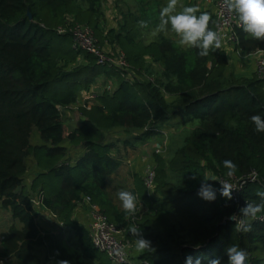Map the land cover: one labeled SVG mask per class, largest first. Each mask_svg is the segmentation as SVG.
Listing matches in <instances>:
<instances>
[{
	"label": "trees",
	"instance_id": "1",
	"mask_svg": "<svg viewBox=\"0 0 264 264\" xmlns=\"http://www.w3.org/2000/svg\"><path fill=\"white\" fill-rule=\"evenodd\" d=\"M102 5L103 0H0V201L21 225L14 222L2 233L0 258L13 257L17 264H48L52 258L63 263L65 250L39 230L31 202L37 192L53 218L72 229L84 258L93 264L112 263L93 245L87 226L73 218L84 198L124 229L126 240L137 239L130 226L141 229L150 244L138 257L150 264H184L189 254L201 257L202 264L214 258L227 264L225 249L232 245L247 252L248 264H264V220H258L264 212L242 214L245 205L264 200V133L251 120L256 114L264 116V79L230 69L232 50L228 55L226 49L214 48L200 56L199 49L181 48L165 35L144 43L140 31L159 22L158 0H140L139 15L128 12L117 29L107 30L100 25ZM203 12L215 31L213 13L196 15ZM68 23L89 26L102 48L118 47L131 68L128 79L98 64L90 53L74 50L71 35L55 30ZM237 38L233 49L249 53L264 48V40L252 38L243 26ZM79 55L84 62L77 64ZM152 64H159L161 71ZM97 77L103 89L93 90V106L80 108L78 125L65 134L63 107L75 105L81 90L89 91ZM112 79L114 86L107 88ZM179 113L191 127L184 143L169 147L167 157L153 151L151 193L140 177L132 189L147 210L125 214L109 192L111 176L121 163L112 152L116 143L108 139L110 131L131 134L123 138L125 146L144 143L163 135L161 125ZM34 131L39 144L32 143ZM65 138L84 149L73 164L67 161ZM29 157L39 171L27 188L23 180ZM226 159L237 165L234 176L246 179L239 203L219 193L217 177L227 175ZM252 172L255 180L247 178ZM201 182L217 189L214 201L197 194ZM235 216L250 226L247 232Z\"/></svg>",
	"mask_w": 264,
	"mask_h": 264
},
{
	"label": "crops",
	"instance_id": "2",
	"mask_svg": "<svg viewBox=\"0 0 264 264\" xmlns=\"http://www.w3.org/2000/svg\"><path fill=\"white\" fill-rule=\"evenodd\" d=\"M194 2L196 6L199 8V11H206L209 10L213 13L214 15V3L213 0H197L195 2L194 0H182L183 2V7L188 3V2ZM106 0H103V5H102V11H103V16H102V21H101V27L104 30H107L109 28H118L119 24H122L124 22V15L128 12L134 13L136 15H139L138 8L140 7V0H122L121 2H124L123 5H121V9L118 11V8L114 3H112L110 6H107L105 4ZM168 3V1H166ZM180 1L177 0V4ZM158 14L160 15V11L162 9L161 5V0H158ZM124 6V9L122 8ZM160 24L159 22L157 25L151 28H145L140 31V38L144 43H148L150 41H146L143 38V33L146 30L152 29V28H157L159 27ZM169 32H172V35L168 36L165 34H159L160 35H165L167 37H170L173 39L181 48H188L187 46H182L179 43V36L174 33L170 26H169ZM157 36V37H158ZM156 39V38H155ZM154 40V39H153ZM103 48L105 50H112L110 45L104 44ZM116 49H119L116 47ZM229 55L230 49L226 51ZM78 58H82V55H79ZM229 63H231L234 67V72L239 75H245L249 76L252 73H254V61L253 59H238L235 57L233 52H230L229 55ZM230 64V65H231ZM229 65V66H230ZM153 68L157 71H161V68L159 64H152ZM233 70V69H232ZM109 81V86L111 88L114 86V80H108ZM102 83H100L99 77L95 79L94 82L89 84V91H95L100 92L103 88L100 87ZM82 89L81 94L85 92ZM80 94V96H81ZM80 99V98H79ZM74 118H73V117ZM65 123L68 125H72L71 128L73 129L75 126L78 125L79 123V118L76 117L75 115H71L66 111L65 114ZM64 121V120H63ZM76 121V123H74ZM190 124L185 123L183 121V114L179 113L175 115L174 117L166 120L162 125H161V131L163 132L160 134V136H153L150 139H148L144 143H135L133 145H123V138H120L122 135H120V131L123 134V136H128L131 134H126V132H123L120 129H113L110 131V134L108 136V139L110 141H114L116 143L115 149L112 151L114 154H116L117 157L121 160L120 166L118 167L117 171L112 174L111 180H110V186H109V192L111 196L113 197L115 203L120 206V201H118V197L116 196L120 191L122 190H128L132 191V189L135 187V179L136 177L143 178L144 173L147 168H149L151 165H153V146H161L162 142L164 141V136H167V134L170 135V139H168V143L171 142L173 146L176 145V140L175 138L172 137V135H177V134H184L188 130H190ZM68 132V131H67ZM66 132V134H67ZM120 136V137H119ZM33 144H39L41 143L40 138L38 133H36V139L33 142ZM154 143V144H153ZM63 145L67 147L68 154H67V161L70 163H74L78 157H80L84 149L82 147H74L70 145L69 141L65 138L63 141ZM39 171L38 167L36 166V163L33 159V157L28 158V164H27V172L24 176L23 180V185L27 188L30 187L31 182L33 177L37 174ZM36 193V192H35ZM35 193H32V196H35ZM1 203V202H0ZM85 199L80 201L73 212V218L77 220L78 222L87 225L88 217H87V205H86ZM2 209V207H1ZM0 209V242L2 239V233L5 232L8 227L12 223H16L18 226H21L20 224L17 223L12 218V215L8 209ZM37 217L36 221L39 227V230L42 235L48 234L54 237L53 242L56 243L58 242L60 244V247H62L64 251V261L57 262L55 258H52L48 262V264H72L76 261H84L86 264H93L94 262L91 260H87L84 258L82 251L79 246L78 239L76 238L74 232L72 229L68 226H65L62 224L61 221H58L54 219L51 216V213L45 208L41 207L37 209ZM3 213H5L3 215ZM3 216V217H2ZM72 245H76V255H74L72 249ZM140 253V248L137 247L136 242L132 243V248H131V255L132 257H138ZM0 264H17V260L13 257H5V258H0Z\"/></svg>",
	"mask_w": 264,
	"mask_h": 264
},
{
	"label": "built area",
	"instance_id": "3",
	"mask_svg": "<svg viewBox=\"0 0 264 264\" xmlns=\"http://www.w3.org/2000/svg\"><path fill=\"white\" fill-rule=\"evenodd\" d=\"M215 5L214 18H215V32L218 34L221 44L219 50H232L235 57L238 59H253L254 72L258 78L264 79V48L244 53L241 49L235 48L238 43L237 31L242 27L238 16L234 11L230 10L226 6V0H213ZM58 34L69 33L72 37V48L76 51L87 52L95 56L96 62L101 65H106L116 69L124 79H128L130 76V65L126 61L123 52L118 49L116 51H105L100 46L98 39L96 38L94 31L87 25L82 24H66L65 26H59L56 29ZM83 58H78L77 64L83 63ZM109 86V85H107ZM103 88V86H100ZM111 88V86H109ZM107 87V88H109ZM89 92V93H88ZM96 94L93 91H85L81 94L79 101L73 106L63 107L64 111H79L80 108L90 109L95 100ZM160 148L156 149L159 152ZM249 180L256 179V173L252 172L248 177ZM155 171L153 166L146 169L143 180L146 187L151 193L155 182ZM243 178L226 176L217 177V181L220 186L224 182L230 183L233 186L232 197L236 203L240 201L241 190L245 180ZM137 197V210L136 213H140L141 210H147L144 203ZM85 199V198H84ZM87 205V229L93 245L100 251L104 252L110 259L112 264H150L148 260L139 257H132L131 248L132 243L126 240L124 237L125 230L118 228L115 224L111 223L106 215L96 204L90 203L85 199ZM32 205L35 209L45 207L43 205V199L39 193H35L31 199ZM52 217H56L51 213ZM234 220L240 225L243 221L242 217L235 216ZM258 220L263 221L264 217L259 216ZM244 222V221H243Z\"/></svg>",
	"mask_w": 264,
	"mask_h": 264
},
{
	"label": "clouds",
	"instance_id": "4",
	"mask_svg": "<svg viewBox=\"0 0 264 264\" xmlns=\"http://www.w3.org/2000/svg\"><path fill=\"white\" fill-rule=\"evenodd\" d=\"M226 6L235 12L241 22L243 29L252 38L264 40V0H226ZM195 5L184 6L181 11H177V0H168L166 6L160 11L161 26H170L171 30L179 36V43L182 46L199 49L200 56H207L210 49L219 48L221 41L218 34L212 31L208 25L210 16L207 12L200 13ZM141 26H146L141 22ZM251 120L255 130L264 133V116L260 114L253 115ZM223 166L228 170L227 176L232 177L237 165L231 160H224ZM219 193L227 200L232 199L233 186L224 182L219 189ZM205 201H214L217 195V189L213 184L201 182L197 193ZM118 199L123 212L129 216L136 213L137 197L133 191L122 190L118 193ZM264 212V200L256 204H247L242 208V214L245 217H255L258 213ZM233 217H230L232 219ZM243 231L247 232L250 226L240 222ZM239 230V227H238ZM129 231L136 239V245L140 249L147 248L150 241L142 237L141 229L136 226H130ZM227 264H248L247 252L238 245H232L225 249ZM184 264H202V258H193L190 254L186 255ZM209 264H221L220 258L211 259Z\"/></svg>",
	"mask_w": 264,
	"mask_h": 264
},
{
	"label": "rangeland",
	"instance_id": "5",
	"mask_svg": "<svg viewBox=\"0 0 264 264\" xmlns=\"http://www.w3.org/2000/svg\"><path fill=\"white\" fill-rule=\"evenodd\" d=\"M122 0H106V2H105V4L107 5V6H110L112 3H114L115 5H116V7L118 8V11L121 9V5H123V3L124 2H121ZM166 1H168V0H161V3H162V5H161V7L163 8L164 6H166V4H167V2ZM180 2L177 4V11H181L182 10V8H183V2H182V0H179ZM195 2H197V0H194ZM122 8L124 9V6H122ZM214 9H215V5H214ZM159 24H160V26L159 27H157V28H152V29H149V30H146V31H144V33H143V38H144V40H146V41H150V40H153V39H155V38H157V36L159 35V34H165V35H168V36H170V35H172V32H169V26H166V27H162L161 26V17L159 16ZM231 63H229V65H230ZM230 69H233V71L235 70L234 69V67H233V65L231 64L230 65V67H229ZM157 72V71H156ZM108 83H109V81H108ZM107 87H109V86H107ZM69 114H71V115H75L76 117H80L79 116V112H76V111H69L68 112ZM65 114L66 113H63V115H62V119L64 120V126H65V131L67 132V131H69V130H71L72 128H71V126L72 125H68V124H66L65 123V118H67V117H65ZM73 117V116H72ZM74 118V117H73ZM74 123H76V121L74 122ZM36 133L37 132H33V134H32V138H31V140L34 142L35 141V139H36ZM66 134V133H65ZM126 134H128V133H126ZM185 134L186 133H184V134H177V135H172V137L173 138H175V140H176V146H174V147H178V146H181L183 143H184V137H185ZM120 135H122L120 138H122V137H126V138H130L131 136L130 135H128V136H123V134L121 133V131H120ZM171 137H170V135L169 134H167V136H164V141H163V143L161 144V146H162V148H161V150H160V152H161V154L162 155H165L166 157H167V155H168V149H169V147H171V146H173V144H171V142L170 143H168V139H170ZM171 140V139H170ZM154 144V143H153ZM158 147L159 146H153V148H152V150L154 151V150H156V149H158ZM173 147V148H174ZM159 152V153H160ZM152 194H156V192L155 191H152ZM117 197H118V194L116 195ZM118 201H119V199H118ZM1 202V201H0ZM1 203H0V209H1ZM2 209H4L3 207H2ZM1 209V210H2ZM5 213H3V215H4ZM3 217V216H2ZM76 247V245H72V249H74ZM73 252H74V255H76V248L73 250Z\"/></svg>",
	"mask_w": 264,
	"mask_h": 264
},
{
	"label": "water",
	"instance_id": "6",
	"mask_svg": "<svg viewBox=\"0 0 264 264\" xmlns=\"http://www.w3.org/2000/svg\"><path fill=\"white\" fill-rule=\"evenodd\" d=\"M27 15H28L29 19H31V14H30V12H27Z\"/></svg>",
	"mask_w": 264,
	"mask_h": 264
}]
</instances>
